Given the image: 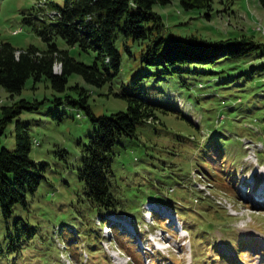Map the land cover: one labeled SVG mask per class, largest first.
<instances>
[{"label": "rangeland", "instance_id": "374dc122", "mask_svg": "<svg viewBox=\"0 0 264 264\" xmlns=\"http://www.w3.org/2000/svg\"><path fill=\"white\" fill-rule=\"evenodd\" d=\"M36 2L0 0V42L20 49L48 48L24 21L36 18ZM153 9L163 17L167 38L219 40L247 34L261 47L240 58L183 64L182 72L141 83L149 99L174 110L159 109L161 122L138 123L137 135L122 138L115 147L114 181L126 219L107 229L77 174L83 144L95 125L66 96H77L70 86L78 82L90 93L95 114L126 110L128 101L115 92L122 87L132 91V78L145 67L122 47L119 73L102 86L76 73L63 91L46 77H30L14 95L1 86L0 114L2 105L21 98L40 102L20 119L28 124L31 157L48 167L27 207L17 205L6 219L0 206V264H264V198L258 191L264 184V7L259 0H216L212 9L186 10L172 0ZM56 42L80 61H96L94 51L70 46L61 37ZM55 70L61 71L59 62ZM0 147L15 149V121ZM154 202L164 204L155 206L161 221L146 211ZM18 216L36 229L22 252L9 251L5 237ZM179 219L185 229L191 227L182 231L184 236L172 228ZM140 238L146 253L140 250Z\"/></svg>", "mask_w": 264, "mask_h": 264}, {"label": "trees", "instance_id": "16d2710c", "mask_svg": "<svg viewBox=\"0 0 264 264\" xmlns=\"http://www.w3.org/2000/svg\"><path fill=\"white\" fill-rule=\"evenodd\" d=\"M171 1L62 0L59 3L55 0H37L36 18L25 17L24 21L47 42L48 48L40 50L32 45L20 49L10 42H0V87L11 95L20 93L30 77L35 80L46 77L55 89L61 91L66 89L69 77L74 73L95 86L110 83L120 71L122 47L145 67L132 78V91L128 92L122 87V91L115 92L128 101L126 110L108 115L95 114L89 103L90 93L78 82L70 86L76 90L77 96H66L71 104L84 108L95 125L94 134L83 144L77 174L84 183L87 199L98 208V221L112 226L118 223L110 217H124L122 213L126 211L114 181L116 174L112 164L115 147L122 138L137 135L138 123L161 122L159 109L165 112L174 110L149 99L141 83L153 76L161 79L164 75L182 72L185 70L183 64L216 63L223 57L240 58L261 47L253 35L247 34L219 40L196 35L167 38L163 32V17L153 7ZM215 1L179 0L186 10L212 9ZM259 2L264 7V0ZM58 37L70 46H78L86 52L94 51L96 61L88 64L76 59L68 50L59 48L56 42ZM58 62L61 64L60 72L55 70ZM39 104L38 100L21 98L1 106L0 141L13 121L16 138L15 149L0 147V206L6 219L13 217L17 205L27 207L29 195L35 194L46 179L48 163L31 157L32 139L28 124L20 119L24 110L37 109ZM157 201L178 206L174 201L172 204L168 202V199ZM154 216L161 221L157 210H154ZM14 225L13 231L9 228L5 236L9 238L7 248L22 252L34 238L36 229L29 220L22 221L19 216L15 218ZM3 242L0 239V246ZM228 264L238 262L228 261Z\"/></svg>", "mask_w": 264, "mask_h": 264}, {"label": "bare ground", "instance_id": "6f19581e", "mask_svg": "<svg viewBox=\"0 0 264 264\" xmlns=\"http://www.w3.org/2000/svg\"><path fill=\"white\" fill-rule=\"evenodd\" d=\"M122 217H120L118 220H120Z\"/></svg>", "mask_w": 264, "mask_h": 264}]
</instances>
